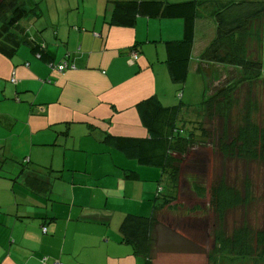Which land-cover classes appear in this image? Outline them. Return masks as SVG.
I'll use <instances>...</instances> for the list:
<instances>
[{"label":"crops","instance_id":"1","mask_svg":"<svg viewBox=\"0 0 264 264\" xmlns=\"http://www.w3.org/2000/svg\"><path fill=\"white\" fill-rule=\"evenodd\" d=\"M71 6L72 19L49 13L28 25L46 46L44 60L29 46L12 58L0 54V264H144L120 229L128 215L154 214L164 174L109 137L150 136L143 101L176 107L168 43L183 39L184 24L141 17L134 27L112 26L103 3L89 13ZM210 31L195 54L196 32L187 80L205 81L200 56L215 37L213 23ZM133 52L138 59L130 63ZM50 62L75 68L59 72ZM181 111L180 104L178 123ZM130 171L136 180L127 179ZM35 180L46 184L42 191ZM158 244L153 239V253Z\"/></svg>","mask_w":264,"mask_h":264},{"label":"trees","instance_id":"2","mask_svg":"<svg viewBox=\"0 0 264 264\" xmlns=\"http://www.w3.org/2000/svg\"><path fill=\"white\" fill-rule=\"evenodd\" d=\"M110 8V25L134 27L138 18L179 19L184 24V36L181 41L168 43V68L171 79L176 84H184L188 77L189 66L196 37V23L208 21L215 26V37L200 56L199 71L208 75L215 66L231 67L241 78L226 90H220L215 96L202 103L204 119L199 122L178 123L180 106L164 108L157 99L143 101L140 106L141 121L150 136L146 139L111 138L109 140L121 150L133 151L140 165L159 168L167 174L170 182L169 191L162 189L154 214L151 217L128 215L122 222L120 232L123 242L130 245L136 257L143 258L144 264H152L153 234L159 226L155 214L161 210L158 204L161 197L169 204L175 196L180 171V163L173 154L184 155L187 149L201 141L213 142L212 126L216 118L220 120L222 131L218 137L219 154L226 160L240 163L264 164V127L258 125L248 112L244 122L235 131L225 127L222 105H232V95L246 83L250 77L259 79L264 74L262 59L253 60L247 55L250 30L254 23L264 19V0H190L181 3H170L165 0H108ZM40 6L26 7L25 0L0 1V54L12 58L21 46H29L38 59H45L46 46L38 42L32 34L29 24L43 16ZM53 64L50 62V65ZM13 79V77H12ZM11 79V82H12ZM16 80V79H15ZM17 84V82H12ZM249 108V106H248ZM207 111V113H205ZM249 111L250 108H249ZM207 117V118H206ZM29 164L26 159L23 162ZM23 167V165H22ZM25 172L22 168L20 173ZM138 174L130 171L127 179L136 180ZM227 175H220L218 183L212 189V200L228 210L238 202H243L240 193L228 185ZM36 192L42 191L46 184L35 180L32 184ZM244 201L248 200L249 184L244 185ZM164 194V195H163ZM44 229V228H43ZM252 233L238 230L231 239H221L223 247L239 249L245 257L255 254L252 249ZM255 246L264 254V230L255 234Z\"/></svg>","mask_w":264,"mask_h":264},{"label":"rangeland","instance_id":"3","mask_svg":"<svg viewBox=\"0 0 264 264\" xmlns=\"http://www.w3.org/2000/svg\"><path fill=\"white\" fill-rule=\"evenodd\" d=\"M69 2L73 12L79 13L85 8L86 13L92 12L102 3L109 7L108 0H25L27 8L32 5L40 6L44 13L43 18H40L41 23L46 16H50L49 13L52 14V20H66L67 16L72 19V10L69 12L68 9ZM76 2H79L80 9ZM204 22H201L203 24L196 31L199 44L197 43L195 54L201 43L210 37L211 23ZM247 55L253 60L262 59L264 63V19L254 23L250 30ZM241 76L231 67L215 66L207 76L204 74L205 81L190 76L187 86L176 84V107L182 105L179 125L202 121V103L207 96L211 98L220 90H226L230 83L233 85ZM248 81L231 96V106L222 105L225 127L229 126L230 131H235L243 124L248 112L253 121L264 127V74L259 79L250 77ZM186 89L183 99L181 94ZM220 123L219 118H216L209 127L214 133L213 142L198 140L184 155L173 154L180 163L177 190L171 193L175 198L169 204H165L166 197H161L158 202L162 206L155 214L159 226L154 231L153 239L159 240V247L152 255V264H264L263 251L255 246V234L264 230V164L238 163L224 159L217 147L222 131ZM14 162L18 163V160L14 159ZM222 173L227 175L228 185L236 189L243 199L242 203L238 202V205L228 210L212 200V189ZM163 177L160 184L165 194L171 185L167 174ZM246 180L249 190L248 200L244 201L243 185ZM238 230L252 233L251 246L256 255L245 257L238 248L223 247L219 238L224 241L231 239Z\"/></svg>","mask_w":264,"mask_h":264},{"label":"built area","instance_id":"4","mask_svg":"<svg viewBox=\"0 0 264 264\" xmlns=\"http://www.w3.org/2000/svg\"><path fill=\"white\" fill-rule=\"evenodd\" d=\"M137 59H138V53H137V52H133V53H132V57H131V61H130V63H134ZM50 66L52 67V69H56V70L59 71V72H63V71H65V70L68 69V68H72V69L75 68V66H69V65L67 64V62H62V63H61L60 65H58V66H55V65H53V64H51ZM12 82L15 83V82H17V81L15 80V78H13V79H12ZM43 232L46 233V232H47V229L44 228V229H43ZM43 261H44V263H46V262H47V258H45ZM52 264H61V263L55 262V263H52Z\"/></svg>","mask_w":264,"mask_h":264}]
</instances>
